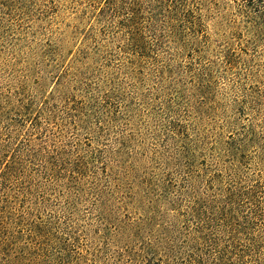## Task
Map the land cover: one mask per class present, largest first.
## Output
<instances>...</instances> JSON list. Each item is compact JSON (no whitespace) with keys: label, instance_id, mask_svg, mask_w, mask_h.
<instances>
[{"label":"trees","instance_id":"trees-1","mask_svg":"<svg viewBox=\"0 0 264 264\" xmlns=\"http://www.w3.org/2000/svg\"><path fill=\"white\" fill-rule=\"evenodd\" d=\"M236 12L0 0V264H264V0Z\"/></svg>","mask_w":264,"mask_h":264},{"label":"rangeland","instance_id":"rangeland-1","mask_svg":"<svg viewBox=\"0 0 264 264\" xmlns=\"http://www.w3.org/2000/svg\"><path fill=\"white\" fill-rule=\"evenodd\" d=\"M212 1H216L217 6H218V11L220 13H224L227 19H233L235 21L239 20L240 17L237 15L236 5L238 3L239 4L242 3L243 0H212ZM253 16H255L254 13L251 15V17ZM259 39L260 40H259L258 47L256 48V50L261 55L264 51V30ZM261 63H263L264 65V61H262ZM49 86L50 87L52 86L51 82L48 83L46 90L49 89Z\"/></svg>","mask_w":264,"mask_h":264}]
</instances>
